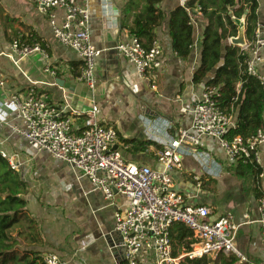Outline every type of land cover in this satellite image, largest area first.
Segmentation results:
<instances>
[{
    "label": "crops",
    "instance_id": "1",
    "mask_svg": "<svg viewBox=\"0 0 264 264\" xmlns=\"http://www.w3.org/2000/svg\"><path fill=\"white\" fill-rule=\"evenodd\" d=\"M79 1L89 10L90 41L101 51L93 89L78 79L82 62L77 53L54 38L49 16L40 13L33 0H0V150L16 156L19 172L29 183L27 208L40 224L44 243L37 248L43 255L55 253L66 264H122L114 216L126 211L125 197L115 192L112 199H106L87 177L78 178L66 162L46 152L34 153L24 138L12 131L11 126L19 122L6 102L12 94L25 96L33 89L50 104L66 107L65 113L72 115L80 129L96 106L97 122L117 130L116 149L127 161L162 169L157 152L179 129L191 128L192 110L202 97L204 85L195 84L193 75L201 63L207 21L198 10L193 13V46L189 57L182 59L172 49L168 18L175 7L188 0H164L160 7L167 17L155 29V40L163 49V68L143 77L114 49L130 36L128 29L122 28L129 0ZM142 6L141 2L129 6L130 23ZM258 15L257 30L264 36V0H259ZM62 17L58 12V21ZM239 23L245 26L244 21ZM35 39L40 40L47 57L41 52L23 57L12 53L14 40L31 45ZM226 43H232L231 38ZM247 44L246 39L244 46ZM249 56L264 81V47L256 53L250 51ZM48 66L55 75L46 71ZM212 76L210 73L205 82ZM2 109L9 111L7 118ZM202 142L214 162L208 163L207 170L191 155L184 156L182 168L171 174L175 187L188 195L190 203L207 206L210 220L230 214L240 225L235 243L243 259L239 258L238 264H264L262 198L257 196L264 192V143L259 148L260 173L248 170L240 176L235 173L238 164L227 165L216 142L207 138ZM204 174L209 176L206 185L202 187L200 181L198 187L196 179Z\"/></svg>",
    "mask_w": 264,
    "mask_h": 264
},
{
    "label": "built area",
    "instance_id": "2",
    "mask_svg": "<svg viewBox=\"0 0 264 264\" xmlns=\"http://www.w3.org/2000/svg\"><path fill=\"white\" fill-rule=\"evenodd\" d=\"M40 13L49 16L54 38L63 46L75 51L82 62L78 79L93 89L97 85L96 62L101 51L90 41V14L88 7L79 0H33ZM63 17L58 21L57 13ZM254 42L240 46L256 53L264 47V36L255 34ZM14 55L23 57L33 52L47 54L39 44L26 45L14 40ZM117 54L126 58L140 76L151 70L163 68V49L157 40L150 47L144 46L136 36H129L114 47ZM250 74L258 75L254 61L247 60ZM46 71L55 72L49 66ZM219 87L204 86L201 99L192 110L191 128H181L174 137L162 144L157 152V162L162 169L138 165L127 161L114 146L118 140L113 126L97 122L94 106L83 128L75 125L66 107L60 108L38 95L33 89L25 96L12 94L7 108L13 110L18 124L12 131L22 136L34 153L46 152L54 159L66 162L78 178L87 177L94 189L101 191L106 199L120 193L127 201L125 212L115 213L114 232L119 237L122 264H184L186 259L202 258L214 254H233L243 259L236 247L239 224L230 214L210 220L207 206L189 202L188 195L175 187L172 172L182 168L186 155L194 157L204 169L214 162L210 153L203 149V138L213 140L224 152L227 165L240 160L259 161V148L264 143V129L259 128L249 138L228 133L235 127V119L218 105ZM4 118L9 111L2 109ZM10 167L19 171L16 156L0 150ZM104 174L105 176H103ZM198 187L200 179L197 178ZM259 211L264 225V198ZM174 222H183L193 231L195 243L190 250L175 256L171 240ZM45 264H66L55 253L43 255Z\"/></svg>",
    "mask_w": 264,
    "mask_h": 264
},
{
    "label": "trees",
    "instance_id": "3",
    "mask_svg": "<svg viewBox=\"0 0 264 264\" xmlns=\"http://www.w3.org/2000/svg\"><path fill=\"white\" fill-rule=\"evenodd\" d=\"M143 4L140 12L129 22V6ZM164 0H129L127 17L122 28H127L130 36H136L146 47L155 40V29L166 19L160 4ZM259 0H188L178 5L168 18L172 49L178 57L187 59L193 46V13L198 10L207 23L203 32L201 63L194 72L193 82L204 86L219 87L218 105L235 117V127L228 136L249 138L264 126V81L259 75L248 72L249 52L227 40L239 33V20H244L245 35L251 45L259 23ZM42 43L35 39L31 45ZM210 73L213 76L205 82ZM135 143L133 140H124ZM141 144L142 142H138ZM143 142L142 144H144ZM254 172L258 175L261 167L256 162L240 160L235 173ZM206 175V176H205ZM204 174L200 181L206 185ZM29 183L19 171L13 170L0 154V264H45L43 252L38 246L44 243L40 224L28 210L26 195ZM258 199L264 192H258ZM171 240L175 256L183 250H190L196 242L193 231L183 222H174ZM239 258L233 254L219 253L215 259H186L184 264H238Z\"/></svg>",
    "mask_w": 264,
    "mask_h": 264
},
{
    "label": "water",
    "instance_id": "4",
    "mask_svg": "<svg viewBox=\"0 0 264 264\" xmlns=\"http://www.w3.org/2000/svg\"><path fill=\"white\" fill-rule=\"evenodd\" d=\"M231 42L237 46H244L246 44V36H245V26L243 23L239 25V33L236 37L231 38ZM116 149V145L114 146Z\"/></svg>",
    "mask_w": 264,
    "mask_h": 264
},
{
    "label": "rangeland",
    "instance_id": "5",
    "mask_svg": "<svg viewBox=\"0 0 264 264\" xmlns=\"http://www.w3.org/2000/svg\"><path fill=\"white\" fill-rule=\"evenodd\" d=\"M240 21H244V20H240ZM212 257V256H211Z\"/></svg>",
    "mask_w": 264,
    "mask_h": 264
}]
</instances>
